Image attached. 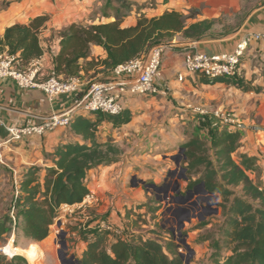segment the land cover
Here are the masks:
<instances>
[{
  "label": "trees",
  "instance_id": "obj_1",
  "mask_svg": "<svg viewBox=\"0 0 264 264\" xmlns=\"http://www.w3.org/2000/svg\"><path fill=\"white\" fill-rule=\"evenodd\" d=\"M116 4L113 20L107 17L99 22L75 21L58 32L59 50L53 55L49 67L59 77L80 75L81 71L94 77L145 53L154 44L171 41L176 35L200 40L218 21V18L196 19L200 12L196 7L165 8L159 14L139 9L135 10V22L125 26L123 21L136 4L128 0H116ZM48 19L47 14L36 15L26 23L17 22L5 27L0 34V53L6 50L15 56L21 67H26L42 54L40 33ZM92 45L100 46L104 57L87 60ZM202 80L204 83L224 82L243 92H264L261 85H253L252 80L245 81L242 76ZM124 112L123 109L118 115L100 112L74 114L69 127L81 137V141L60 143L52 152L45 153L48 161L42 176L40 166L31 165L25 169L15 184L14 213L0 218V242L12 231L31 242L47 238L60 205L78 203L89 192L88 172L118 160L121 149L109 139H98L96 132L103 120L114 125L127 123L129 116L122 117ZM89 114L94 117H86ZM240 131L225 125L213 129L212 145L217 165L207 162L197 181L203 183L205 190L219 194L224 200L233 195L230 187H240L242 192V196H234L229 205L223 207L225 228L221 242L229 245L232 253L216 264H264V185L248 175V171L256 170L257 159L239 151L242 145ZM182 146L189 151L198 148L199 144L187 140ZM234 152L238 154L237 159L232 157ZM202 162L201 157H197L188 163V167L194 168ZM157 208L150 206L149 211ZM130 215L129 208L125 218L131 220L130 227L133 228L136 220L130 219ZM170 231L164 242L138 232L132 233L129 239L117 234L108 246L104 237L97 235L87 241L76 260L78 264H183L177 251L178 244L172 236L174 232ZM9 257L5 260L0 255V264H28L20 254Z\"/></svg>",
  "mask_w": 264,
  "mask_h": 264
},
{
  "label": "rangeland",
  "instance_id": "obj_2",
  "mask_svg": "<svg viewBox=\"0 0 264 264\" xmlns=\"http://www.w3.org/2000/svg\"><path fill=\"white\" fill-rule=\"evenodd\" d=\"M242 3L240 13L234 15L230 10L225 11L210 33L231 32L240 23L241 17L258 2L245 0ZM155 4L156 1L148 0L131 8L137 11L142 7L152 9L156 8ZM115 5L116 0H103L92 14L99 20L110 18ZM179 37L174 36L170 42L175 44ZM263 59H254L258 60L255 64L262 74ZM257 74L254 72V75ZM88 75L81 76L85 83L99 80V76L94 78ZM224 84L207 87L201 94H194L188 100L173 96L172 90L165 87L153 96L154 100L147 107L134 109L133 112L125 111L122 117L129 116L127 124L114 125L111 122V128H107L104 126L106 122L101 123L104 127L101 124L98 126L96 136L109 139L121 149L118 160L113 163L119 173L113 186L114 192H100L97 204L85 210L58 209L56 218H59L50 226L47 238L35 242L38 244L35 249L31 248L33 242L23 235L16 236L13 231L8 233L0 242L1 257L5 260L10 258L3 252V247L9 245L19 248L28 264H73L87 241L97 235L104 237L106 246L117 234L129 239L136 232L145 237L160 238L164 242L169 238L171 229L174 230L172 236L178 244L177 251L183 264H216L229 256L232 253L230 246L221 242L225 228L223 207L228 206L234 196H242L241 189L230 187L233 195L227 200L219 194L214 199L211 197L214 193L203 192L204 187L197 182L207 162L217 165L212 145L213 129L221 124L214 112L222 107H227L229 112V107L234 105L233 100L242 96L241 89ZM261 87L264 88V85ZM226 96L229 100H226ZM187 140L196 141L199 147L188 151L182 146ZM237 155V152L232 153L234 159H237ZM197 157H201L203 162L189 168L188 163ZM256 159L257 163L259 158ZM96 169L94 178H99L100 168ZM248 175L264 185V172L260 165L257 164L256 170L248 171ZM131 181L136 185L132 186ZM103 187L105 184L101 191ZM91 188L95 187L92 185ZM15 191V183L10 179L8 170L1 167L0 218L14 213ZM150 206L158 208L150 212ZM129 208L130 219L136 220L133 228L130 227L131 220L125 218ZM180 222L182 226L177 229ZM104 225L111 229L104 228ZM29 248L33 251L31 256L27 253Z\"/></svg>",
  "mask_w": 264,
  "mask_h": 264
},
{
  "label": "crops",
  "instance_id": "obj_3",
  "mask_svg": "<svg viewBox=\"0 0 264 264\" xmlns=\"http://www.w3.org/2000/svg\"><path fill=\"white\" fill-rule=\"evenodd\" d=\"M128 1L134 4H142L148 0ZM154 1H156V8L142 7L140 9L148 11L149 14L152 12L159 14L165 8L180 10L196 7L200 10L196 19H209L219 18L222 14H225V11L229 10L234 15L240 13L242 2L245 0ZM102 2L103 0H0V34L3 33L5 27L13 23H26L36 15L47 14L49 19L40 33V46L42 48L40 58L43 60V67L47 68L52 64L53 55L59 50L58 32L69 23L75 21L99 22L100 20L92 13L96 7L101 6ZM257 2L256 6L249 9L247 14L242 17L240 23L229 33L224 35L207 33L200 40L179 37L176 40L174 49L168 50L164 54L161 75L157 79L161 89L168 87L172 90L173 96H179L178 98L181 100H188L193 98L194 94H201L200 92L207 87L224 86V82L218 81L204 83L203 77L198 75H192L193 77L179 81L176 78V74L184 72L182 67L183 51L191 47H196L208 53L229 51L233 49L237 40L244 34L264 30V0H257ZM110 20H113V15ZM134 22L135 10H131L130 15L124 19L123 25H131ZM2 52H6V50ZM104 55V51L100 46L92 45L90 56L87 60L91 57L102 58ZM255 58H259V60L264 58V40L253 42L241 62V76L243 79L245 81L252 80L253 85H264V74L260 72V69L255 64L258 61H254ZM83 61L85 60L80 62ZM254 72L258 74L254 75ZM80 75L83 76L85 74L81 71ZM96 76H99V80L107 79L111 76V69L99 72ZM89 83H86V85ZM81 94L80 91L71 94H59L49 100L39 89H23L10 79H0V118L6 125L40 123L41 118L46 115L65 112L76 102ZM227 99L228 97L226 96ZM152 100H154L153 97L127 96L123 100L124 111L133 112L134 109L147 107ZM233 102L232 108L243 123L240 152L259 158L256 166L257 164L260 165L264 172V92H242L241 99L233 100ZM86 117L93 118L94 114L86 115ZM105 122L107 125L104 126L111 128L112 125L110 124L112 123L105 120L101 123L105 124ZM74 140L81 141V137L74 134L68 127L48 131L43 135H31L21 140L8 141L7 131L0 125V168L3 167L8 170V175L13 182H18L25 169L31 165L42 167L40 171V176H42L44 173L43 167L48 161L45 153L52 152L60 143ZM98 168H100L101 172L99 178H94L93 172L97 170L96 168L91 169L86 176L89 190L92 189L91 186L93 185L98 194L100 192L104 194L105 191L113 193V186L119 174L118 170H116L114 164ZM104 184L105 187L101 191L100 188Z\"/></svg>",
  "mask_w": 264,
  "mask_h": 264
},
{
  "label": "built area",
  "instance_id": "obj_4",
  "mask_svg": "<svg viewBox=\"0 0 264 264\" xmlns=\"http://www.w3.org/2000/svg\"><path fill=\"white\" fill-rule=\"evenodd\" d=\"M258 40H264V30L244 34L235 43L233 49L221 53H208L196 47L183 51V73L176 78L183 81L198 75L207 79L217 77L241 76V62L249 46ZM173 43L161 42L152 45L145 53L124 61L111 69V76L86 85L80 75L59 77L52 67H43L40 56L21 67L13 54L0 53V79H10L23 89H39L51 100L59 94H71L80 91L81 96L63 113H51L41 118L40 123L30 125H6L0 118V125L7 131L8 141L21 140L31 135H43L48 131L68 128L77 112H100L118 115L123 109V100L127 96H154L161 92L157 83L161 75L164 54L174 49ZM193 75V76H192ZM227 108V107H226ZM221 108L214 112L218 123L228 128L242 130L243 123L234 109ZM228 124V125H226ZM16 184L17 181H14ZM99 194L95 189L78 203L61 204L59 209L74 208L85 210L97 204ZM71 210V211H72ZM59 217H55L57 220ZM111 229L108 225L103 226Z\"/></svg>",
  "mask_w": 264,
  "mask_h": 264
},
{
  "label": "bare ground",
  "instance_id": "obj_5",
  "mask_svg": "<svg viewBox=\"0 0 264 264\" xmlns=\"http://www.w3.org/2000/svg\"><path fill=\"white\" fill-rule=\"evenodd\" d=\"M38 247V244L37 243H35V242H33L32 244H31V248L32 249H35V248H37ZM3 252L6 254V255H8V256H12V255H15V254H20V249L19 248H17V247H10L9 245H6V246H4L3 247ZM27 253H28V255L29 256H31V254L33 253V251L32 250H30V248L27 250ZM21 255V254H20ZM37 256H39L38 254H37Z\"/></svg>",
  "mask_w": 264,
  "mask_h": 264
},
{
  "label": "water",
  "instance_id": "obj_6",
  "mask_svg": "<svg viewBox=\"0 0 264 264\" xmlns=\"http://www.w3.org/2000/svg\"><path fill=\"white\" fill-rule=\"evenodd\" d=\"M176 163H178V161H176ZM199 184H200L201 186H203V183H202V182L199 183ZM131 185H132V186H135L136 184H133V182L131 181ZM203 187H204V186H203ZM202 191H203V192H206L207 190H205V189L203 188ZM211 197L214 198V199H216V198L218 197V195L214 194V195H212ZM57 223L60 224V221H58ZM181 226H182V223L180 222V223L176 226V228H177V229H180ZM171 230H172V232L174 231L173 229H171ZM61 244H62V246H63V245H64V241H62ZM73 264H78V263H77V260H74Z\"/></svg>",
  "mask_w": 264,
  "mask_h": 264
}]
</instances>
